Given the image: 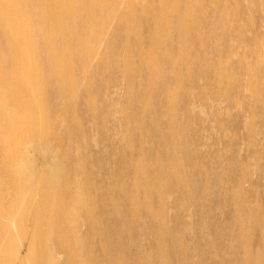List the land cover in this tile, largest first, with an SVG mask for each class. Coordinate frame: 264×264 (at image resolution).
I'll list each match as a JSON object with an SVG mask.
<instances>
[{"label":"rangeland","instance_id":"rangeland-1","mask_svg":"<svg viewBox=\"0 0 264 264\" xmlns=\"http://www.w3.org/2000/svg\"><path fill=\"white\" fill-rule=\"evenodd\" d=\"M18 6L0 264H264V0Z\"/></svg>","mask_w":264,"mask_h":264},{"label":"bare ground","instance_id":"bare-ground-1","mask_svg":"<svg viewBox=\"0 0 264 264\" xmlns=\"http://www.w3.org/2000/svg\"><path fill=\"white\" fill-rule=\"evenodd\" d=\"M19 7L18 0H0V29L15 44L25 39L26 31L30 23L28 18L19 15ZM45 7L47 8V6ZM52 16L53 14L48 13L44 19L51 18ZM24 259L26 257H23Z\"/></svg>","mask_w":264,"mask_h":264}]
</instances>
